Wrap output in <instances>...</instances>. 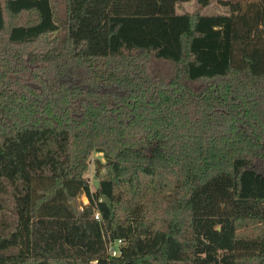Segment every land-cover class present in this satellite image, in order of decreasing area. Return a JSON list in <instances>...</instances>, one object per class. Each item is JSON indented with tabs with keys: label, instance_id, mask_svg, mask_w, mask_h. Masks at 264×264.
Listing matches in <instances>:
<instances>
[{
	"label": "trees",
	"instance_id": "trees-1",
	"mask_svg": "<svg viewBox=\"0 0 264 264\" xmlns=\"http://www.w3.org/2000/svg\"><path fill=\"white\" fill-rule=\"evenodd\" d=\"M189 1L0 0V264H264V0Z\"/></svg>",
	"mask_w": 264,
	"mask_h": 264
},
{
	"label": "rangeland",
	"instance_id": "rangeland-1",
	"mask_svg": "<svg viewBox=\"0 0 264 264\" xmlns=\"http://www.w3.org/2000/svg\"><path fill=\"white\" fill-rule=\"evenodd\" d=\"M236 6H239V11L236 12V16L238 19V24L242 28H247L253 21L257 24V20L261 15V8L263 5V0H231ZM64 0H60L59 7L63 8ZM200 9L205 14H213V13H222L227 12L229 7H226L221 4L220 0H211V2L206 5L202 6L201 4L197 3V0H192L183 4L178 11H195ZM259 32L261 35L260 42L257 45L251 46V48L258 47L261 52V61L264 62V29L263 27L259 28ZM242 49L238 47L236 50L237 59L241 56ZM166 70H169V63L164 64ZM97 159L104 160L102 153L94 152L91 156V163L89 166V170L86 174L88 181L93 190H95L94 181L100 180L96 174V165L95 162ZM75 202V207H79L80 209L83 208L85 204L88 203V198L86 195H81L77 201ZM73 202V203H74ZM101 215V214H100ZM126 242V241H125Z\"/></svg>",
	"mask_w": 264,
	"mask_h": 264
},
{
	"label": "built area",
	"instance_id": "built-area-1",
	"mask_svg": "<svg viewBox=\"0 0 264 264\" xmlns=\"http://www.w3.org/2000/svg\"><path fill=\"white\" fill-rule=\"evenodd\" d=\"M97 220H101L100 213L97 212L95 214ZM126 245V242L123 238H112V236L108 235L107 237V247L108 252L111 256L117 257L121 256L123 253V246Z\"/></svg>",
	"mask_w": 264,
	"mask_h": 264
},
{
	"label": "water",
	"instance_id": "water-1",
	"mask_svg": "<svg viewBox=\"0 0 264 264\" xmlns=\"http://www.w3.org/2000/svg\"><path fill=\"white\" fill-rule=\"evenodd\" d=\"M94 184H95V187H96V188H99V186H100V181H99V180H95V181H94ZM74 205H75V202H74Z\"/></svg>",
	"mask_w": 264,
	"mask_h": 264
}]
</instances>
